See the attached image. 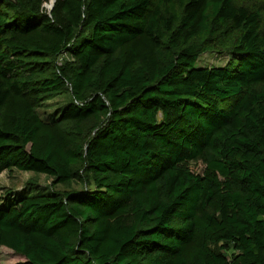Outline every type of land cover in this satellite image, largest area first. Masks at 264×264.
Wrapping results in <instances>:
<instances>
[{
  "label": "trees",
  "instance_id": "1",
  "mask_svg": "<svg viewBox=\"0 0 264 264\" xmlns=\"http://www.w3.org/2000/svg\"><path fill=\"white\" fill-rule=\"evenodd\" d=\"M50 1L0 0V246L264 264V0Z\"/></svg>",
  "mask_w": 264,
  "mask_h": 264
},
{
  "label": "rangeland",
  "instance_id": "2",
  "mask_svg": "<svg viewBox=\"0 0 264 264\" xmlns=\"http://www.w3.org/2000/svg\"><path fill=\"white\" fill-rule=\"evenodd\" d=\"M52 3V0L46 3L48 8ZM229 55L228 54H219L210 52L203 55L199 64L201 65H212V64H226L228 62ZM63 99L62 97H56L51 100V103H56L57 101ZM54 105L48 107V110H53ZM202 165H198L197 169L200 170ZM33 175L32 172L12 170V171H4L0 174V197L1 195H5L8 191H20L24 188L27 181ZM47 178L42 175L41 181L46 182ZM24 256L17 254L12 249L0 246V264H18L21 261H24Z\"/></svg>",
  "mask_w": 264,
  "mask_h": 264
},
{
  "label": "water",
  "instance_id": "3",
  "mask_svg": "<svg viewBox=\"0 0 264 264\" xmlns=\"http://www.w3.org/2000/svg\"><path fill=\"white\" fill-rule=\"evenodd\" d=\"M54 1H55V0H52V3L49 5L50 8L53 7Z\"/></svg>",
  "mask_w": 264,
  "mask_h": 264
}]
</instances>
